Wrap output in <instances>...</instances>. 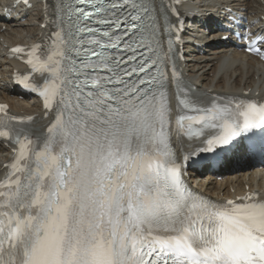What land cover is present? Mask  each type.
<instances>
[{
	"label": "snow or ice",
	"instance_id": "obj_1",
	"mask_svg": "<svg viewBox=\"0 0 264 264\" xmlns=\"http://www.w3.org/2000/svg\"><path fill=\"white\" fill-rule=\"evenodd\" d=\"M56 7L66 20L50 51L27 52L42 84L17 77L55 106L54 121L41 132L0 106V138L18 146L0 182V264H264V201L218 205L181 178L168 61L177 130L211 153L196 163L213 166L230 152L264 158V105L183 85L154 0Z\"/></svg>",
	"mask_w": 264,
	"mask_h": 264
},
{
	"label": "bare ground",
	"instance_id": "obj_2",
	"mask_svg": "<svg viewBox=\"0 0 264 264\" xmlns=\"http://www.w3.org/2000/svg\"><path fill=\"white\" fill-rule=\"evenodd\" d=\"M9 1L0 0V27L4 25L7 28L6 31H1L3 39L0 40V100L9 101L17 112L36 114L40 112L37 102L15 97L17 91L12 85L11 78L15 63L4 57L3 46L5 43H28L31 39H36L42 32L40 28L43 23L42 7L38 0H35L37 5L32 9H25L22 6L13 8ZM5 6L11 8L10 18L2 11ZM185 6L187 7L185 19L188 25L184 37L188 42L184 45L186 54L181 61V67L187 79L206 93L264 92V65L244 54L237 46L236 40H231L223 46L214 41L203 48L195 45L202 42L205 22H212L221 17L225 8H232L258 18L264 15V0H187ZM254 27L262 30L260 22ZM10 155L11 148L1 144L0 174L3 172L1 165L9 160ZM249 162L247 160L246 165ZM228 174L229 166L225 172V175ZM193 175L194 186L213 197L235 196L238 192L245 191L247 186L250 187V191L257 190L264 196V171L254 170L253 165L247 167L241 174L227 176L223 182H218L214 175L205 176L204 173Z\"/></svg>",
	"mask_w": 264,
	"mask_h": 264
}]
</instances>
